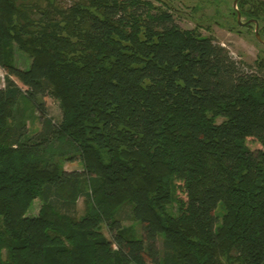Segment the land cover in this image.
I'll list each match as a JSON object with an SVG mask.
<instances>
[{
	"label": "trees",
	"instance_id": "trees-1",
	"mask_svg": "<svg viewBox=\"0 0 264 264\" xmlns=\"http://www.w3.org/2000/svg\"><path fill=\"white\" fill-rule=\"evenodd\" d=\"M237 6L264 21L263 1ZM154 8L0 0V264H264V57L245 72Z\"/></svg>",
	"mask_w": 264,
	"mask_h": 264
},
{
	"label": "rangeland",
	"instance_id": "rangeland-1",
	"mask_svg": "<svg viewBox=\"0 0 264 264\" xmlns=\"http://www.w3.org/2000/svg\"><path fill=\"white\" fill-rule=\"evenodd\" d=\"M154 5L153 14L167 10L172 16V22L167 25L176 24L183 29L199 28L203 35H211L215 38V42L225 47L230 56L237 61L245 72L256 73L255 62L264 57V43L255 35V23L250 22L251 27L239 25L236 18V7L234 0H147ZM263 1L264 0H250ZM70 3V1L68 2ZM144 9L139 12H143ZM235 12V14L233 13ZM246 17H241V22H245ZM258 33L264 41V21H258ZM15 65L21 69H27L30 65V58L15 48L14 50ZM5 71L0 68V87L4 86ZM264 76V71L258 72ZM22 105L20 104V107ZM45 118H50L53 122L61 120V109L56 99L51 96L44 98ZM21 118L26 122L29 129V134H33L41 127L42 119L40 113H34V105H25ZM22 110V109H21ZM33 113L35 115H33ZM221 119H219L220 121ZM248 145L252 149L259 147V144L249 139ZM61 164L66 170H80L82 163L79 158L74 160H62ZM83 196L77 200L76 214L83 213L84 203ZM40 200H34L32 206L27 212V215L35 216L38 213ZM122 223L124 226H131L140 233V227L136 220L132 219L128 211L122 214ZM103 232L107 237H110L106 227H103ZM151 264V263H147Z\"/></svg>",
	"mask_w": 264,
	"mask_h": 264
},
{
	"label": "water",
	"instance_id": "water-1",
	"mask_svg": "<svg viewBox=\"0 0 264 264\" xmlns=\"http://www.w3.org/2000/svg\"><path fill=\"white\" fill-rule=\"evenodd\" d=\"M236 2H237V0H234V6L236 5ZM251 21H253L255 23L254 29H255L256 37L264 43V41L261 39V37L257 31V29H258L257 20L253 19V20H248L247 22H241V13H240V11L237 10V22L239 25H244L245 23L250 24Z\"/></svg>",
	"mask_w": 264,
	"mask_h": 264
},
{
	"label": "flooded vegetation",
	"instance_id": "flooded-vegetation-1",
	"mask_svg": "<svg viewBox=\"0 0 264 264\" xmlns=\"http://www.w3.org/2000/svg\"><path fill=\"white\" fill-rule=\"evenodd\" d=\"M239 2V0H237V2H236V5H235V7L237 6V3ZM234 3V2H233ZM237 10L239 11V9L236 7V18H237ZM234 14H235V12H233ZM241 17H242V15H241ZM248 20H253V18H246V21L245 22H247ZM254 20H257V19H254ZM252 22V21H251ZM238 23V22H237ZM245 25L246 26H248V27H251V24H248V23H245Z\"/></svg>",
	"mask_w": 264,
	"mask_h": 264
}]
</instances>
